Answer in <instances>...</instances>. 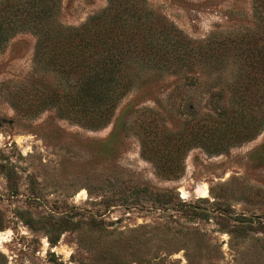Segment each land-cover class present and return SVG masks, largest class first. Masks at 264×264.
Listing matches in <instances>:
<instances>
[{
  "label": "rangeland",
  "instance_id": "obj_1",
  "mask_svg": "<svg viewBox=\"0 0 264 264\" xmlns=\"http://www.w3.org/2000/svg\"><path fill=\"white\" fill-rule=\"evenodd\" d=\"M147 3L155 20L190 39L224 40L252 25V0ZM106 4L61 0L58 22L79 27ZM34 46L31 34L20 33L0 52V232H11L0 245V264H54L53 259L62 264H264V129L218 155L191 149L178 179L158 175L153 162L141 155L138 122L151 116L175 133L173 122L189 119L183 115L187 103L195 104L202 117L209 92L231 83L229 66L222 79L209 76L190 87L181 76L133 65L134 87L112 123L90 131L59 118L53 109L22 115L14 108L18 99H26L22 92L32 88V80L46 77L34 65ZM48 77L45 82L56 83ZM133 102L128 133L101 144ZM144 186L173 191L180 201L205 213L179 204L162 213L130 194ZM204 189L206 198L201 197ZM65 214L72 224L59 235L52 225ZM48 238H57L56 245ZM103 246L113 255L101 262Z\"/></svg>",
  "mask_w": 264,
  "mask_h": 264
},
{
  "label": "trees",
  "instance_id": "obj_2",
  "mask_svg": "<svg viewBox=\"0 0 264 264\" xmlns=\"http://www.w3.org/2000/svg\"><path fill=\"white\" fill-rule=\"evenodd\" d=\"M106 1L103 10L79 27H65L58 22L61 0L0 1V52L16 35L31 34L35 38L34 65L46 76L32 80V88L22 92L26 99H18L13 105L22 115H39L53 109L59 118L97 131L112 123L118 106L133 89V65L181 76L190 87L197 86L201 78L222 79L229 66L231 83L218 92H209L202 117L195 104L187 103L183 115L189 119L173 122L175 133L151 116L138 122L141 155L153 162L158 175L178 179L191 149L218 155L253 140L264 129V0H252L251 27L224 40L186 37L172 25L155 20L147 0ZM48 76L57 79L56 83L45 82ZM134 104L129 103L121 111L101 144L128 133ZM145 111L154 115L151 110ZM256 154L260 157L259 152ZM130 194L140 195L162 213L178 204L185 210L205 213L180 201L173 191L144 186L132 188ZM63 216L52 225L59 235L72 224L70 217ZM82 231L90 233L88 229ZM48 240L50 245L58 241ZM99 250L101 262L113 255L105 246ZM52 263L62 264L55 259Z\"/></svg>",
  "mask_w": 264,
  "mask_h": 264
},
{
  "label": "bare ground",
  "instance_id": "obj_3",
  "mask_svg": "<svg viewBox=\"0 0 264 264\" xmlns=\"http://www.w3.org/2000/svg\"><path fill=\"white\" fill-rule=\"evenodd\" d=\"M201 197L202 198L208 197V191L204 189L201 192ZM10 236H11V232L10 231L0 232V245H2L4 242H6L10 238Z\"/></svg>",
  "mask_w": 264,
  "mask_h": 264
}]
</instances>
